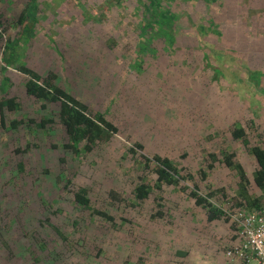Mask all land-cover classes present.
<instances>
[{
	"label": "trees",
	"instance_id": "trees-1",
	"mask_svg": "<svg viewBox=\"0 0 264 264\" xmlns=\"http://www.w3.org/2000/svg\"><path fill=\"white\" fill-rule=\"evenodd\" d=\"M254 1L252 6L248 1L239 4L230 15L235 21L250 23L243 26L262 28L264 7L259 9L257 5L262 4V0ZM41 2L25 0L19 14L11 17L10 22L0 19V45L5 35H10L13 25L21 28L18 34L8 36L0 54V88L8 92L5 96L0 94V264H152L148 257L143 258V253H130L123 258L117 250L120 243L125 244V235L128 240L137 235L141 228L140 214L145 213L146 221L152 225H173L178 222L173 212L183 204H190L181 199L185 195L201 210L208 223H229L234 231H238L226 210L264 209V140L262 133L257 131L250 145L248 127L253 125L249 121L247 126H232L230 140L233 144L242 142L254 157L257 168L253 180L236 151H223L219 162L234 171L240 192L233 202H220L217 192L201 185L218 161L215 152L208 153L212 160L207 163V168L197 167L194 173L180 160L151 151L142 140L125 132L116 119L120 110L116 112L110 106L92 105L70 85L66 86L59 70H37L22 62L17 49L34 36L43 10ZM222 2L115 1L119 25L123 28L121 37L128 40L123 43L125 60L129 61L130 54L136 51V60H142L143 64L153 58L166 57L165 53L174 52L182 41L184 27H192L188 59L192 60L195 55L200 57L201 48L192 47L198 45L195 43L197 38L210 37L205 39L206 47L218 52L224 39L201 31L206 25L208 31L216 28L221 19L216 10ZM251 8L255 10L252 15L249 14ZM209 49L205 51V58L209 57V51L213 52ZM220 53L224 50L220 49ZM108 55L103 56L107 59ZM216 66L219 72L224 71L222 64ZM8 68H14L22 81L21 91L16 89L18 94L22 93L34 108H27L18 94L12 93L14 80L6 74ZM218 77L213 72L212 80ZM15 113L20 115L14 117ZM52 131H56L57 140L45 138L51 136ZM9 134L20 139L31 134L34 141L17 146L14 140L11 146L12 141L7 140ZM61 139L62 143H59ZM46 146L61 152L54 167L41 157ZM31 150L33 154H28ZM100 152L116 162L117 170L112 171V176L118 180L112 184L110 177L109 187L97 191L94 183H87L82 178L78 180L77 172L85 159L92 161ZM186 155L183 154V158ZM250 182L263 192L261 196H248ZM166 191L181 197L173 198L169 193L166 195ZM170 199L176 202L174 207ZM132 247L135 249L137 245Z\"/></svg>",
	"mask_w": 264,
	"mask_h": 264
},
{
	"label": "rangeland",
	"instance_id": "rangeland-1",
	"mask_svg": "<svg viewBox=\"0 0 264 264\" xmlns=\"http://www.w3.org/2000/svg\"><path fill=\"white\" fill-rule=\"evenodd\" d=\"M24 1L0 0L1 21L10 22L11 17L19 14ZM115 1L42 0L40 6L43 10L34 36L17 49L20 60L37 70H59L66 86L70 85L92 105L110 106L116 112L120 110L116 119L125 132L142 140L151 151L180 160L194 173L197 167L207 168V163L212 160L208 153L215 152L218 161L201 185L217 192L220 202H233L240 192L238 179L234 171L219 162L223 151L237 152L250 180H253L257 164L242 142H231V128L234 125L247 126L250 122L253 125L248 127L250 145L257 131L262 133L264 140V26H243L249 22L235 21L230 15L239 4L248 1L252 6L254 0H223L217 6L216 12L221 19L216 28L208 31L206 25L201 31L208 36L215 35L219 40L224 39V45L219 46L224 53H220L217 46L218 52L206 47L210 37L205 38L207 40L197 38L195 43L198 45L192 47L201 48L200 57L198 59L195 55L194 62L188 59L192 27H184L182 41L174 52H166V57L153 58L144 64L142 60H136L137 51L130 54L129 61L125 60L123 43L128 40L121 37L123 28L119 25ZM257 5L262 9L264 0ZM254 11L251 8L249 14ZM231 17L233 23L229 21ZM13 27L10 35L18 34L21 28ZM10 35H5L0 54ZM110 43L115 45L112 47ZM208 49L213 52L209 51V57L205 58ZM106 53L109 54L107 59L103 56ZM218 64H222L224 71L219 72ZM213 72L219 76L215 81L212 80ZM6 74L14 80L15 91L11 90L12 93L18 94L22 81L16 70L8 68ZM1 88L0 94L8 95ZM18 96L27 108H34L22 93ZM17 115L20 114H13L14 117ZM10 134L7 140L12 141L11 146L14 140L17 146L34 141L31 134L22 139ZM51 134L45 138L58 139L56 131ZM118 137L125 140L120 135ZM58 142L62 143V139ZM45 148L41 157L54 167L61 152ZM185 153L187 155L183 158ZM28 154H33V150ZM99 154L93 156L92 161L85 159L77 172L78 180L82 178L87 183H94L97 191L109 187L110 177L112 184L118 180L112 176V171L117 170L116 162L104 157L102 152ZM248 190L249 197L263 194L251 182ZM169 192L166 191V195ZM171 193L169 196L173 198L179 196ZM182 196L181 199L190 206L183 204L173 212L178 221L174 222L175 225H152L146 221L145 213L140 214L141 228L137 235L130 237L132 240L125 235V244L120 243L117 248L121 257L143 253V258L148 257L152 264L154 261L156 264H241L227 256V250L240 241L239 232L234 231L229 223H208L201 210L194 207L185 195ZM170 201L174 207L176 202ZM135 244L137 248L134 249ZM144 247H147L145 252Z\"/></svg>",
	"mask_w": 264,
	"mask_h": 264
},
{
	"label": "built area",
	"instance_id": "built-area-1",
	"mask_svg": "<svg viewBox=\"0 0 264 264\" xmlns=\"http://www.w3.org/2000/svg\"><path fill=\"white\" fill-rule=\"evenodd\" d=\"M238 227L240 241L227 250V256L243 264H264V209L226 210Z\"/></svg>",
	"mask_w": 264,
	"mask_h": 264
}]
</instances>
